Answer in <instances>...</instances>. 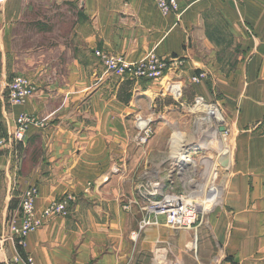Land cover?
I'll return each instance as SVG.
<instances>
[{
	"label": "crops",
	"instance_id": "obj_1",
	"mask_svg": "<svg viewBox=\"0 0 264 264\" xmlns=\"http://www.w3.org/2000/svg\"><path fill=\"white\" fill-rule=\"evenodd\" d=\"M176 2L168 15L152 0L0 4V234L29 186L38 212L67 201L65 218L26 238L21 254L34 264H143L148 255L264 264V135L252 130L264 118V0ZM98 50L132 65L154 56L169 69L159 80L123 81ZM200 73L202 81L189 83ZM14 76L34 87L21 106L7 102ZM198 101L217 106L227 134L223 206L196 222L195 237L163 225L137 233V188L149 175V147L158 146L138 145L140 127L150 108L180 118ZM21 114L34 122L16 142ZM156 152L161 164L163 149ZM2 250L9 262L12 250Z\"/></svg>",
	"mask_w": 264,
	"mask_h": 264
},
{
	"label": "built area",
	"instance_id": "obj_2",
	"mask_svg": "<svg viewBox=\"0 0 264 264\" xmlns=\"http://www.w3.org/2000/svg\"><path fill=\"white\" fill-rule=\"evenodd\" d=\"M5 1L6 0H0V4ZM152 1L156 9L163 15L173 14L178 10L176 0ZM94 56L101 62L107 72L119 77L123 81L138 82L159 80L169 69L164 60L154 56H150L145 61L133 65L127 63L121 57H116L100 50L95 51ZM204 77V73L194 75L190 78L189 83L197 84L202 81ZM33 92L34 87L26 78L14 76L7 85V102L11 106H21L32 96ZM197 104L202 105V107H204L203 109H207L205 115L209 120L215 123L214 126L210 127L209 134L214 132L218 137V141L221 142V146H223V148H221L222 151L220 153L219 161L217 160V162H215L217 165L215 166L214 177L208 178V183L207 186H205V189H198V186L203 185L204 180L207 177L205 173L206 168L202 165L203 161H205V153L201 152L204 154V159L201 162L204 169L201 170V168H199L198 170V168L196 169V166L200 165H196V160L191 159L190 155H188L189 151L187 150L186 156L188 160L183 163H177L178 158L175 159L173 165L165 171L162 180L159 179L144 185L140 184L137 188V195L142 204L140 209L143 212V215L139 222L137 233L148 228L160 227L162 225L169 230L187 231L189 228L194 227L197 222V215H199V207L196 202L197 199L193 198L192 195L197 191L200 196L205 195L203 193L206 192L211 194L213 193L211 190H213L214 193L217 191L223 194V189L216 187L214 181L222 175V172L229 170V162L225 163L226 165L223 166L219 164L223 155L228 154L226 130L223 132L219 131L220 128H223V122L219 110L214 103L198 101ZM215 114L220 116L218 120L216 119ZM33 122V119L27 115L21 114L18 116L15 121V131L12 140L16 142L24 141L26 139L27 131ZM140 128L141 130L138 132L136 139L138 145L144 146L148 141L151 130L146 123H143ZM252 130H258L261 135H264V118L256 123L254 127H252ZM206 138H203L202 140ZM2 143L3 142L0 141V145ZM192 150L198 149L195 148ZM190 176L191 179L188 180L187 178H190ZM182 180H187V183L195 182L196 185L193 186L194 189L189 190L186 188L184 183L181 184ZM164 181L167 183L165 190L162 189ZM180 184L182 187L179 189L178 185ZM210 187L213 189H210ZM166 193L174 194L175 199L171 203H161V197ZM37 195L38 190L35 186H29L24 189L19 197L18 210L7 218L5 224L6 228L0 234V253L5 246H9L12 250L13 257L9 262L0 259V264H34L32 257L21 254V251L26 247V238L30 234L40 230L49 221L55 218H65L67 216V201L65 199L55 201L41 212H38L35 208V199ZM189 196L191 197L190 201ZM207 199L208 198L205 200L207 201ZM213 203H217V201L213 200ZM160 217H163V224L159 221ZM133 236L135 237L137 234L134 233Z\"/></svg>",
	"mask_w": 264,
	"mask_h": 264
},
{
	"label": "rangeland",
	"instance_id": "obj_3",
	"mask_svg": "<svg viewBox=\"0 0 264 264\" xmlns=\"http://www.w3.org/2000/svg\"><path fill=\"white\" fill-rule=\"evenodd\" d=\"M189 109H190L189 110L190 113L186 115L182 114V117L178 118V116H176L175 118V116L173 115H162V114L158 115L157 111H153V109L150 108L149 111L150 113H152V115L148 118L147 121L144 120V123H146L147 126L151 130V134L149 135L147 143L148 145H151V143L155 142V143H158V146L149 147V153L151 154V156L149 158V163L147 165V170H146L149 175L147 179L141 183L142 185L146 183H152L153 181H157L159 179L162 180L163 175L165 174V171L170 166L173 165L175 159L178 158V160H180L181 162L187 161L188 160L186 156L187 150L189 151L188 155H190L191 159L196 160L195 161L196 165L201 166V167L196 166V169L197 168L198 170L199 168H201V170L204 169L202 165L205 166L206 172L209 169L208 166L211 161L206 160V159L205 161H203L204 154L201 153V152H204L206 154V151L203 147V145H205L203 142L204 140L202 139L208 137L209 135L208 130L210 129L211 126H214L215 123L207 118L205 113L202 111L204 110L202 109V105L196 103L193 105V107H189ZM139 120H140V117L136 119V121H139ZM186 145L188 147L187 149L185 148V150L183 151V148ZM158 148L160 150L163 149L164 155L162 154L161 155L165 157V160L161 164L158 163L156 159H154V157H152V155L156 156V153H157L156 150ZM195 148H197L198 150H192ZM181 150L183 152H180ZM202 161H203V164L201 165ZM228 166H229V170L222 172V175H220L214 181V185L220 189H223L224 181L226 180V177L228 176V174L230 175V172H231L230 162L228 163ZM187 179L188 180L191 179V176L190 178H187ZM183 183L185 184L186 188H188L189 190H193L194 189L193 186L196 185L195 182H193L192 184L187 183V180H182L181 184ZM181 184L178 185L179 189L182 187ZM166 186H167V183L164 181V185L162 189L165 190ZM210 196L211 194L208 193L206 196L202 195L200 197L195 198L197 199L196 202L198 203L197 205L199 207L198 208L199 215H197L198 216L197 221L198 220L200 221L202 219H207V217L211 215L215 210L220 209L223 206L224 198H225L223 194L221 197V201L218 204L213 203V200H209V203L208 201L205 200L206 198H210ZM163 261H165L164 264H175L173 261H170V258L167 256L165 260L160 261V259L153 258L150 255L145 256V259L143 260V264H159Z\"/></svg>",
	"mask_w": 264,
	"mask_h": 264
},
{
	"label": "bare ground",
	"instance_id": "obj_4",
	"mask_svg": "<svg viewBox=\"0 0 264 264\" xmlns=\"http://www.w3.org/2000/svg\"><path fill=\"white\" fill-rule=\"evenodd\" d=\"M178 12V11H177ZM204 107H202V109H203ZM204 113H207V109H204V110H202ZM215 117H216V119L218 120L219 118H220V116L219 115H217V114H215ZM208 122H210V121H208ZM223 122V121H222ZM210 124V123H209ZM224 124V123H223ZM209 131V130H208ZM177 135V134H176ZM208 136H210V137H208V140H207V142H204V144L205 145H203V147H204V149H205V151H206V156H205V159L206 160H210L211 162L209 163V166H208V170H207V172H206V175H207V177H206V179L204 180V184L203 185H200V186H198V189H205V186H207V183H208V178L209 177H211V178H213L214 177V172L213 171H215V166L217 165L215 162H217V160L219 161V157H220V153H221V151H222V149L221 148H223V146H221V142L220 141H218V137L216 136V134L214 133V132H211ZM227 141V140H226ZM203 143V142H202ZM183 145H185V144H183ZM187 145L183 148V151L185 150V148L187 149ZM226 147V146H225ZM182 151V150H181ZM180 151V152H181ZM179 153V152H178ZM181 155H182V153H181ZM180 155V156H181ZM179 156V157H180ZM226 156H227V154H226ZM203 159V158H202ZM221 159V158H220ZM201 160V159H200ZM228 162V159L227 160H222L219 164L221 165V166H223V165H226L225 163H227ZM177 163H183V162H181L180 160H177ZM224 167H227V166H224ZM157 179V178H156ZM192 184V183H191ZM210 189H213L212 187H210ZM213 193H211V196H210V198H208L207 199V201H208V203H209V200H215V201H217V203L216 204H218L220 201H221V197H222V193H220V192H217V191H215V193H214V191L213 190H211ZM200 192L202 193V191L200 190ZM203 194H205V196L208 194L207 192L206 193H203ZM193 196V198H196V197H200V194H199V192L197 191V192H195V194L194 195H192ZM161 203H171L174 199H175V196H174V194H171V193H167V194H164L162 197H161ZM190 199H191V197L189 196V201H190ZM200 202V201H199ZM201 203V202H200ZM203 205V204H202ZM6 222V221H5ZM184 232H186V236L187 237H195V229L193 228V227H191V228H189L187 231H184Z\"/></svg>",
	"mask_w": 264,
	"mask_h": 264
},
{
	"label": "water",
	"instance_id": "obj_5",
	"mask_svg": "<svg viewBox=\"0 0 264 264\" xmlns=\"http://www.w3.org/2000/svg\"><path fill=\"white\" fill-rule=\"evenodd\" d=\"M219 131H220V132H223V131H224V129H223V128H220V129H219ZM207 140H208V138L204 139V141H203V142H207ZM222 160H223V161H224V160H226V154H225V155H223V157H222L221 161H222Z\"/></svg>",
	"mask_w": 264,
	"mask_h": 264
}]
</instances>
